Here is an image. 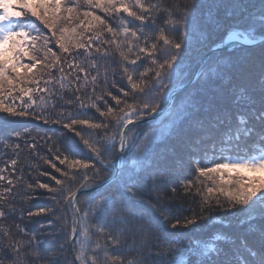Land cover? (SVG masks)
<instances>
[{
  "label": "snow or ice",
  "instance_id": "1",
  "mask_svg": "<svg viewBox=\"0 0 264 264\" xmlns=\"http://www.w3.org/2000/svg\"><path fill=\"white\" fill-rule=\"evenodd\" d=\"M201 3L202 0H184L169 8L147 0H0V113L24 117L34 107L52 104L54 96L63 99L60 93L65 89L69 92L74 89L75 99L80 101L79 111L68 112L66 116L61 111L60 116L70 121L64 124L65 128L82 125L88 131L87 138L81 131L75 132L88 149L87 160L58 155L56 159L66 166L65 170L51 160L45 161L61 175V178L51 177L56 186L36 181L40 189L52 194L50 198L55 201V207L39 208L29 216L43 218L47 226H55L57 232L47 235L56 239L64 236L73 254L70 259L69 255L61 257L53 253L50 264H61V261L63 264H188L189 255L196 257L194 264H264V0L260 2L257 16L243 15L245 6L234 3L233 9L239 11L229 12V16L237 18L231 21L233 26L225 37L236 44L259 47L256 82L248 87H217L216 81L231 83L226 77L228 69L245 76L254 61L244 58L227 66L223 61H214L196 74L193 89L177 114V120H183L192 112L202 110L204 113L194 121L198 134L186 143L188 160L196 165L197 175L194 180L184 182L185 191L202 183L201 177L212 181V187L205 185L206 195L197 189L202 203L211 206V198L215 197L216 204L223 207L219 196L225 197L228 209L243 211V217L236 221L242 230L218 233L208 242L195 241L186 254L176 238L153 223H144L149 217L139 207L146 202L142 189L149 180L148 176L141 175L145 171L143 162L155 142V132L141 135L140 124L145 117L158 111V93L169 86L165 79L174 76L179 57L189 46L188 37L202 30L197 13ZM96 9L103 15H98ZM161 13L165 14L164 24L157 28L156 19ZM214 23L220 27L224 22L214 19ZM242 23L247 26L241 27ZM145 29L155 32L154 39L152 31ZM176 33L181 36L179 41L175 38ZM105 34L110 38H105ZM53 39L58 52L49 46ZM101 44L108 47H100ZM109 49L119 56V60L107 63L119 65L122 79L126 78L130 89L120 87L119 92L124 97L131 94L133 103L107 91L106 95L115 101V106H110L105 95H95L101 75L104 83H108V70L105 68L102 73L103 66L97 61L106 60ZM81 55L83 60L78 59ZM131 55L135 58L130 59ZM161 56L164 58L160 59ZM144 59H149L151 67L137 76V69ZM73 72L75 77L69 80ZM112 74H116L115 70ZM146 76L151 78L145 80ZM41 82L44 87L40 86ZM57 84L59 93L55 88ZM88 84L93 88L92 94L87 96L89 103L85 104L79 93ZM38 93L47 95H41L38 102L34 99ZM93 95L95 99H92ZM137 96L142 98L139 102L135 100ZM226 98L230 102H225ZM97 101H103V110ZM65 103L71 105L73 101L69 99ZM86 109H96L105 121L94 123L89 119H73V116L86 115ZM110 127L114 130L109 131ZM13 135L20 137L22 133ZM78 148L79 144L66 145L69 153H76ZM128 156L140 166L139 171L136 167L115 168L122 157ZM217 160L223 162L215 163ZM10 163L14 170L17 160L12 159ZM201 163L211 166L201 167ZM4 171L0 168V182L6 180ZM81 172L83 179L77 183ZM225 173H228L227 177ZM21 179L22 176L15 181L7 178V186L0 187V204L20 195L13 189ZM151 180L155 188V177ZM32 187L28 184L25 191ZM109 188L113 190L108 191ZM85 190L87 199H82L81 193ZM57 196H62V201ZM151 206L153 209L163 207ZM15 211L11 204L7 211L0 207V219ZM57 211L61 215H57ZM49 216L53 219H47ZM196 223L195 216L183 221L177 218L169 228H187ZM16 228L28 235L20 225ZM0 231L6 239L9 237V228L0 225ZM77 235L89 236L90 247L86 249L81 240L75 239ZM130 235L133 237L131 242ZM136 236H139L138 240ZM39 243L35 234L26 241L10 240L4 246L10 249L4 251V257L9 258V264H27L24 245L36 249ZM64 247V243L58 244L60 252ZM110 250L135 255L125 259L109 255ZM31 255L36 257L38 253L33 251ZM0 264H4L3 259Z\"/></svg>",
  "mask_w": 264,
  "mask_h": 264
},
{
  "label": "trees",
  "instance_id": "2",
  "mask_svg": "<svg viewBox=\"0 0 264 264\" xmlns=\"http://www.w3.org/2000/svg\"><path fill=\"white\" fill-rule=\"evenodd\" d=\"M147 2H159L163 7L174 8L177 2L183 3L184 0H147ZM260 2L261 0H202V3L197 8L198 20L202 30L196 31L188 37L189 45L192 43L193 44L191 47H193V45H201L203 49V42L206 41L207 43L204 44V46L209 49L210 46L220 43L219 40L233 26L231 21L237 18L235 15L229 16L230 11L233 13L239 11L238 9H233V4L241 3L246 7V9L254 12L252 16H257L260 12ZM255 10H258L259 12H256ZM95 11L98 15H103L100 10L96 9ZM243 15H249V13L245 10ZM164 19L165 14L161 13L156 19L157 28L163 26ZM214 19L223 21L224 23L222 26L217 27L214 23ZM112 23L115 26V21H112ZM36 24L40 26L38 21H36ZM245 25L246 24L242 23L240 26L245 27ZM136 26H138V24ZM145 31L150 32L152 30L145 29ZM44 32L49 36L51 35L46 29ZM257 32L260 34V29L257 28ZM152 36L154 39V31H152ZM108 37L109 36L105 34V38ZM175 38L179 41L181 39L180 34L176 33ZM49 46L53 47L54 51H59V49L55 47L54 39L50 42ZM99 46L104 48L108 47L104 44ZM187 50L191 49H184V51ZM203 51L206 50L203 49ZM238 51L239 49L218 51L209 58L207 64H210L214 61H224L226 66L232 64L237 60L235 53ZM129 58L134 59L135 56L131 55ZM78 59L83 60V55L78 57ZM117 60H119V56L113 54L112 50L109 49V56L106 58V60L97 61L98 64L103 66L100 69L102 73L105 68H107L108 83H104V77L101 75L97 81L95 95H105V99L106 97L109 99V97L106 95L107 91H111L113 95L118 94L120 87H124L125 90L130 91L126 78L122 79V74L119 71V65L114 62L107 63V61ZM180 62L182 65L185 64L183 60L178 61L176 70L178 69ZM148 67H151V65L144 59L143 63L140 64L139 68L137 69L138 75L139 72L144 71V69ZM113 70L116 72L115 75L112 74ZM65 72L66 74L69 72L67 67L65 68ZM226 72L228 74V72L232 71L228 69ZM190 73L191 72L187 70L186 77L184 79L177 80L180 79L177 78L180 75L175 72L174 76L170 79L172 80L177 78V81L171 85L172 88L186 82L190 78ZM53 74L58 76V73L54 72ZM93 74H95V72H93ZM74 77L75 73L73 72L72 75L69 76V80L74 79ZM150 78L151 77L148 76V78L145 80H149ZM168 80L169 79L166 78L165 82ZM113 81L116 82L115 87H113ZM216 83L219 84V87H223L225 84L223 81H216ZM40 86L44 87L43 82H41ZM55 88L59 93L60 90L58 84L55 85ZM92 88L93 85L88 84L87 88H82L79 93L81 100L85 104L89 103L87 96L92 94ZM186 91V89L180 91L178 93V97L174 99L171 107L168 108V110L162 115L157 117L156 120H153L149 123L140 124L141 135H143V133H149L151 135L153 132H155V142L148 153L147 159L143 162L145 171L141 173V175L148 176L149 180L147 185L142 189L146 198V202L139 205V207L142 212L147 215V217H149V220L144 221V223H153L157 225L159 229L167 232L170 237L176 238L179 242V245L183 247L185 253L187 254L189 248L193 246L195 241L208 242L211 237L218 233L223 234L242 230L241 228L237 227L236 221L242 218L244 213L242 210L238 211L228 209L226 200L220 199L223 207L218 206L215 202V197L211 198V206L203 204L202 197L197 194V189L206 195L207 193L205 185L208 187L213 186L212 181L206 180L203 177L200 178L202 183L196 187H193L190 191H185L184 182L188 180H194L197 174L195 171L196 165L191 164L188 160V152L187 157H183L180 153L181 151L183 152V150L180 151L181 143L184 141L182 140L185 137L184 134L187 135L189 133H194L195 128L190 123L192 121L191 119L197 115H201L199 112L202 111L192 112L187 116V118L183 120H177V114L180 112L186 101L188 94ZM103 92H105V94ZM60 94L63 95V99H58L54 96L52 97V104L34 107L30 109V114L24 117H10L6 113H0V168L5 169L3 175L6 177V180L7 178H12L15 181L16 178L21 176L23 177V179L16 182L13 189L14 192L20 193V195L15 199H8L7 203L0 204V207H3L6 211L9 204H11L16 209V211L11 215L0 219V225L10 229V235L7 239L4 237L3 232L0 231V236H2V238H0V259H3L4 264H9V258L4 257V251H10V249H5L4 246L10 240L26 241L33 234H35L37 240L41 242L37 245L36 249H32L27 245H24L23 252L28 257L27 264H50V259L53 253L61 257L63 255H69V258H72L66 238L64 236H59V238L56 239L53 236L47 235L49 232H57V228L55 226H47L46 221L43 218L29 216V213H34L39 208L55 207V201L50 198L52 194L48 193L46 189H40L36 184V181L39 180L42 183H48L50 186L55 187V181L52 180L51 177L55 175L57 178H61L60 173L56 172V170L45 161L51 160L57 165V167L65 170L66 166L61 165L59 160L56 159V156L60 155L61 158H63L64 155H67L70 159L87 160V156L89 154L88 149L84 147L80 137L75 135L76 131H81L85 138H87L88 131L85 130L86 126L75 125L71 129L65 128L64 124L70 123V121L60 116L61 111H63L65 116L68 112H78L80 101L75 99L74 89L72 92H69L67 89H65ZM120 94H118L120 98L124 97L123 93L120 92ZM212 94L214 95V93ZM41 95L46 96L47 94H35L34 99L39 102ZM94 98L95 96L93 95L92 99ZM126 98H128V103H133L134 97L131 94L128 97L121 99ZM69 99L73 101L71 105L65 103ZM141 99L142 98L139 96L135 97L137 102H139ZM166 99L167 98H164L163 105L167 103ZM226 101L230 102V99L226 98L225 102ZM97 103L103 110V101H97ZM53 104H55V106H53ZM61 105H63V108H61ZM17 106H19V103ZM110 106H114V104L112 105L110 102ZM85 111L86 115L73 116V119H89L94 123L105 121V118L100 117L96 109H86ZM37 116L40 118L37 119ZM199 117L200 116H198V118ZM58 119L60 120L59 123L56 122ZM160 122H162V125L158 126ZM113 130V128H109V131ZM19 131L22 133L20 137L13 135L15 132ZM68 143L79 144V148L77 149L76 153H69L66 150V145ZM16 145H19V147H15ZM12 159L17 160L14 170L10 163ZM214 162L221 163L223 161L217 160ZM200 166L210 167L211 165L201 163ZM133 167H136L137 171H139L140 166L137 165L130 156L123 157L120 168ZM44 172H48L49 175H42ZM73 174L75 175V173ZM89 176H91L90 171ZM153 176L155 177L157 184L155 188L152 187L151 177ZM81 179H83L82 172L81 175L77 176V183H79ZM6 180L4 182H0V187L7 186ZM28 184H31L33 187L31 190L25 191ZM173 188L176 189L175 192L172 191ZM112 190L113 189L111 188L108 189V191ZM29 197L36 198L29 199ZM81 198L87 199V192L81 193ZM57 199L62 201L63 198L62 196H57ZM152 204L162 205L163 207L153 209L151 206ZM56 214L61 215L59 211H57ZM193 216L197 218V223L195 225L188 226L187 228L178 227L175 230H171L169 228V225L173 220L178 218L183 221L185 218L190 219ZM47 219L51 220L53 217L49 216ZM216 219L224 222L226 225H221L220 221L214 222ZM60 222L62 221H58L57 223ZM229 224L231 226H229ZM16 225L23 227L27 231L28 235L25 236L23 233L19 232L16 228ZM41 225L45 226L41 228ZM132 238L133 237L130 235L129 242H131ZM135 238L138 240L139 236H136ZM75 239L81 240L85 244L86 249L90 247L88 243L90 239L89 236L77 235ZM91 239L95 240L96 237H91ZM60 243L65 244L63 252H60L58 248V244ZM75 246L76 245L74 244V247ZM155 250L156 249H153V251ZM33 251L38 253L36 257L31 255ZM109 255L123 256L125 259H127L129 256H134L135 253H122L110 250ZM178 259H183V257H179ZM195 260V256L189 255L188 264H194ZM61 264H63L62 261Z\"/></svg>",
  "mask_w": 264,
  "mask_h": 264
},
{
  "label": "rangeland",
  "instance_id": "3",
  "mask_svg": "<svg viewBox=\"0 0 264 264\" xmlns=\"http://www.w3.org/2000/svg\"><path fill=\"white\" fill-rule=\"evenodd\" d=\"M255 9V8H254ZM252 9V10H254ZM245 10L249 13V15H253V11H249V9H246L245 7ZM256 12H259L258 10H255ZM246 14V13H245ZM39 22V21H38ZM42 28L43 26L40 25ZM247 25H245L246 27ZM256 27L259 29V25L257 24ZM229 31V30H228ZM228 31L223 35V37L219 40L220 43L218 44H214L213 46H208V48H206L204 46V44H206L207 42L204 41L203 42V49H205L206 51H203L202 49V46H194L191 47V45L193 44H190L189 49L191 50H187V51H183V53L180 55L179 57V61L180 60H183L185 64H181V62L179 63L178 65V69L176 70V73L178 75H180L179 77L177 78H180V79H177V78H174L172 80H168L167 82H165L166 85H169L167 87H165L164 91L161 92V93H158V97H159V108L157 112H155L154 114H151V116H147L144 118V123H149L153 120H156L157 117H159L160 115H162L164 112H166L168 110V107L170 108L171 105L173 104V101L175 98L178 97V93L182 90H187L186 93L189 94V92L193 89L192 87V82L194 80V77H196V74L199 73L201 71L202 68H204L205 66H207V62L209 60V58L216 52L218 51H228V50H237L239 49L238 52L235 53L236 55V61H239L241 59H244V58H248L252 61H254V63L251 64V66L247 69V74L245 76H240L238 74H235L234 72H226V77L230 78L231 80V83H226L225 81H223V83H225L223 85L224 88H230L232 87L233 85H237V86H243V87H248L250 86L251 84L255 83L257 78H258V74H259V60H260V49L259 47H254V46H247L245 44H234L233 46L231 45L229 47V44L231 41L229 40H226L225 37L228 33ZM198 37V36H197ZM110 38V37H108ZM219 47H222L219 49ZM218 48V49H216ZM214 50V51H213ZM135 51V50H134ZM164 57L161 56L160 59H163ZM146 62L150 63L149 62V59H145ZM25 62H28L27 60ZM224 62V61H223ZM234 62V63H235ZM187 70H189L191 73L190 75V78L184 82L183 84L177 86V87H173L172 88V84L177 81V80H181V79H184L186 77V72ZM193 70V71H191ZM137 76H138V73H137ZM148 76L144 77V79H147ZM177 79V80H176ZM216 86L219 87V84L216 83ZM170 87V88H169ZM192 87V88H191ZM222 87V88H223ZM105 94V92H103ZM167 93V94H166ZM118 94H120V92H118ZM165 94H166V97H165ZM187 94V95H188ZM216 93H214L215 95ZM121 95V94H120ZM120 97V96H119ZM121 98H125V97H121ZM164 98H167L166 100V104L163 105V101H164ZM171 98V100H170ZM95 99V98H94ZM107 100H109L111 102V104L115 106V101H112L111 100V97H109V99L106 97ZM128 99V98H126ZM178 100V99H177ZM171 101V102H170ZM227 102V101H226ZM17 104L19 103L18 101L16 102ZM169 105V106H168ZM123 107V105H121ZM166 108V110H164ZM201 113V115H197L195 117H193L191 120V125L194 127V121L198 119V116H202L204 113L203 111L199 112ZM199 117V118H200ZM146 119V120H145ZM152 119V120H150ZM162 125V122H160L158 124V126ZM157 126V127H158ZM162 128V126H161ZM195 128V127H194ZM20 132V131H19ZM198 134V131L197 129L195 128V131L193 134L189 133L187 135L184 134V138L182 140H184L182 143H181V148H180V151L183 150V152L181 151L180 153L182 154L183 157H187V147L186 146V143L191 137H194ZM187 136V137H186ZM186 152V153H185ZM187 161V160H186ZM228 173H225V176L227 177ZM219 183V181H217ZM84 193V192H82ZM219 199H222V200H226L227 199L223 196H219ZM220 220L216 219L214 220V222H218ZM221 222V225L225 226L226 224H224V222L220 221ZM0 238H2V236H0ZM41 242V241H40ZM0 245H1V242H0ZM74 247V245H73ZM70 250V249H69ZM71 253V252H70ZM72 255V253H71Z\"/></svg>",
  "mask_w": 264,
  "mask_h": 264
},
{
  "label": "water",
  "instance_id": "4",
  "mask_svg": "<svg viewBox=\"0 0 264 264\" xmlns=\"http://www.w3.org/2000/svg\"><path fill=\"white\" fill-rule=\"evenodd\" d=\"M234 44H236L234 41H231L230 42V44H229V47L232 45H234ZM220 48H222V47H219V49ZM216 49H218V48H216ZM214 51V50H213ZM170 100H171V98H170ZM144 121V120H143ZM120 161H121V159L119 160V162H117L116 164H115V168L117 169L118 167H119V165H120Z\"/></svg>",
  "mask_w": 264,
  "mask_h": 264
}]
</instances>
